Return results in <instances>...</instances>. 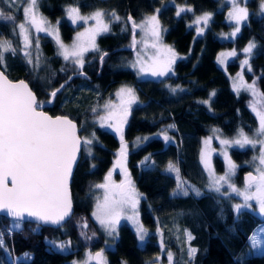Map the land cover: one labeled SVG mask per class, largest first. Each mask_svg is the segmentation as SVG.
Returning <instances> with one entry per match:
<instances>
[{"label":"trees","instance_id":"obj_1","mask_svg":"<svg viewBox=\"0 0 264 264\" xmlns=\"http://www.w3.org/2000/svg\"><path fill=\"white\" fill-rule=\"evenodd\" d=\"M171 1L188 8L177 15ZM222 1L223 6L220 0H38L42 15L53 23L59 21L61 37L67 42L76 30L66 18L70 7L83 14L104 11L109 30L99 35L96 48L86 54L79 69L62 58L52 37L39 35L42 55L36 69L35 63L29 64L20 54L17 47L21 45L14 37L23 16L22 5L0 0V10L15 17L14 21L0 18V40H9L16 47L15 54L6 52V64L0 65L1 69L11 79L26 80L41 102V109L75 120L82 139L92 134L98 138L89 145L91 153L83 145L72 176L73 215L58 227L25 222L22 231L5 232L6 250L0 249L2 264H73L83 260L88 251L100 250L107 243L92 217L95 187L106 180L113 167L120 140L113 131L98 125L97 117H93L96 112L89 106L95 103L97 95L106 97L122 84L135 88L138 101L122 126L123 136L130 142L128 146L137 136L164 130H169L171 140L150 138L147 144L134 146L128 154L127 174L136 178V186L144 195L140 219L148 236L141 241L128 223L120 224L113 247L105 248L107 264H160L166 261L168 252L173 254V264H264V255L247 254V237L264 217L246 208L237 213L236 198L208 188L210 179L201 163L202 141L211 132L233 139L239 137L241 130L250 136L258 127L248 92L236 93L231 82V77L241 69L246 57L244 49L250 42L255 47L247 54L245 78L264 93L262 0H246L249 16L235 35L232 33L237 25L227 19V4ZM158 9L163 41L186 57L176 59L172 70L160 79L142 78L125 67L136 49L134 41L138 34L128 17L137 23ZM113 12L120 20H113ZM204 13H211V18L204 33L197 36L189 23ZM224 50L235 51L225 68L218 62ZM56 89L59 91L52 97L51 92ZM110 122L117 124L115 119ZM251 153L250 147H230L237 163L248 159ZM147 154L149 159L145 163L149 165L145 167L143 156ZM169 163L176 164L182 178L194 184L201 195H173L178 182L167 172ZM214 165L216 173H223L224 163L218 155ZM250 169L238 168L242 182L243 174ZM11 222V218L0 215V231ZM84 222V232L90 236L87 239L81 231ZM51 240H69L71 249H53L47 242ZM189 247L197 249L194 258L189 257ZM24 253L31 258L15 261Z\"/></svg>","mask_w":264,"mask_h":264},{"label":"snow or ice","instance_id":"obj_2","mask_svg":"<svg viewBox=\"0 0 264 264\" xmlns=\"http://www.w3.org/2000/svg\"><path fill=\"white\" fill-rule=\"evenodd\" d=\"M36 6L37 0H27V7L24 8L25 22L18 25L21 32L25 34V48L29 44L26 24L34 26L36 31L48 30L43 27L47 21L42 17H38L35 11ZM232 9L228 15L229 19L236 22V31L232 33V35H235L240 30V23L247 20L249 12L247 7H239L237 0H232ZM184 11L186 9L180 8L177 15ZM261 12L264 13V0L261 3ZM67 13L73 23L91 19L95 20L97 24L95 29H88L84 33H79L71 50L62 43L60 44L65 60L68 59L69 55H72L76 57L75 63L82 68L83 53L88 51L89 47L95 48L96 35L100 32H107L109 26L103 22L105 13L102 10H97L90 16H83L80 15L78 8L72 7L67 10ZM110 15L113 20H120L115 12ZM0 18L15 20L14 16L7 15L2 10H0ZM210 18L211 13H204L202 16L197 17L196 23L203 21L206 24ZM128 19L131 21L133 28L140 27L146 33H150L157 41L160 40L157 15L147 16L139 25L131 17H128ZM153 47H156V45L153 44ZM254 47L255 44L250 42L244 52L250 54ZM167 51L171 53L170 58L154 63L147 68L141 64L140 72H149L153 76L167 74L175 59V53L170 48ZM6 52L15 54L16 49L11 47L10 42L0 40V65L4 64ZM24 55L28 63L33 64L31 53L26 51ZM224 55L222 53L221 57ZM227 55H235V53H228ZM221 63H223L222 59ZM243 63L247 65L248 60ZM136 66L135 63L132 65V67ZM34 68H39V56L36 57ZM62 87L63 85H61ZM248 87L254 97L264 98V93H258L254 83ZM57 91L59 89L52 91L51 96L55 97ZM211 95L214 96L215 93L213 92ZM117 96L122 97L120 111L118 113L110 112L108 117H101V122L103 123L107 119H115L117 122L116 130L120 132L126 122L129 108L137 97L131 88L120 89ZM124 96L127 97L126 100L123 99ZM40 107L41 102L37 101L35 94L24 81L13 82L4 72H0V211L4 212L7 217L12 218L10 226L0 231V249L6 250L5 232L11 234L14 231H22L23 224L29 222L31 218L44 223L60 225L66 217L70 216L72 209L70 178L73 165L76 162L81 144L90 145L92 143L91 139H82L78 135L77 125L67 116L52 117L38 110ZM106 107L108 106L106 105ZM251 108L258 118V127L255 130L254 137L250 138L241 130L237 139L232 141L222 140L221 143L224 145L235 144L240 147L245 145L255 147L259 143L262 150L259 156L253 158L254 161L259 162L256 167V175L252 173L247 175L243 189H238L235 185L229 183L237 165L225 152L224 155L228 161V172L224 176H214L211 187L220 192L221 182L227 183L232 192L243 197V203L235 205L237 213L240 212L241 208L251 209V202L255 201L258 205V213L264 216V103L258 107L253 102ZM165 139H168V137L165 136ZM208 143L209 141L206 140L205 144ZM120 156L122 159L117 161V164L122 167V161L126 157V146H122ZM167 170L170 173H178V169L172 163H169ZM111 178L112 172H109L105 183L96 185L97 188L106 189V193L103 201L97 203L96 211L93 213L99 223L108 230L109 235L115 233L116 225L124 207L131 204L134 209L138 203L136 199L138 193H136L126 169L125 181L116 184ZM9 182L11 186H9ZM185 183L184 181L178 183L177 190L173 195H188L191 186L185 187ZM192 191L196 195H201L198 189L192 188ZM129 218L134 219L133 217ZM136 231L139 233L140 240L143 241L147 230L137 222ZM188 239H192L190 233H188ZM247 240V248L252 254L264 255V226L254 230L247 237ZM47 242L52 248L61 251L67 250L71 244L70 241L57 243L55 240H51ZM196 252V248L189 247L188 254L190 258H194ZM23 258L27 261L31 256L29 253H24ZM167 259L169 264H173V254L171 252L167 253ZM237 259L240 260L241 258L238 257ZM91 260H96L98 264H106L102 252H96L94 256L89 252L83 262L74 261L73 264H90ZM0 264H2V261H0Z\"/></svg>","mask_w":264,"mask_h":264},{"label":"rangeland","instance_id":"obj_3","mask_svg":"<svg viewBox=\"0 0 264 264\" xmlns=\"http://www.w3.org/2000/svg\"><path fill=\"white\" fill-rule=\"evenodd\" d=\"M7 1L10 4L14 5V6H18V5L20 6V4L22 5L21 9H22L23 16H22L21 21H19L18 25L20 23H24L25 22L24 8L27 7V0H7ZM220 1L222 2V6H223V1L222 0H220ZM224 1L227 4V9H228V10L226 9L227 10V19L229 20V15L228 14H229V12H231L233 10L232 9V0H224ZM171 2L173 4H175L177 11L180 8H185V7H183L185 5L178 4V3L174 2V1H171ZM245 2H246V0H237V4H238L239 7H246ZM70 8H72V7H70ZM187 8L188 7L186 6L185 9H187ZM158 10L160 11V9H158ZM35 11L37 12L38 17H42L44 20L47 21V23L43 25V27L48 29L47 31H36V28L34 26H32L30 24H26V28L28 29L27 36H28L29 44H28V47L25 48V39H24L25 34L23 32H21L19 27H18V29L16 28L14 30V37L17 40H19V45H21V46H18L17 49L20 51V54L22 56H24V57H25L24 53L26 51L30 52L32 60H33V63H36L35 61H36V57L37 56H39V58H40V56L42 55V53H41L42 50L40 48V40H39V37H38L39 35H47V36L52 37L54 42H55V44H56V46H57L59 54L65 60L64 56L62 55V51L63 50L61 49L60 44L62 43L63 45H65L66 47H68L71 50V47L76 42V38H77L79 33H84L88 29H95L97 27L96 21L95 20H91V19H89L87 21H77L76 23H73L72 20L69 18L68 13L66 11V18L69 20V22L71 24L74 25V27L76 29L75 33H74V36H73V39L71 41L67 42V41L63 40V38L61 37L60 29H59V21L57 23H53L48 18H46L44 15H42V13L40 12V10L38 8V0H37V6H36ZM96 11H91V12L85 13V14L80 12V15L90 16L92 13H94ZM159 11L157 13V10H156L154 13H151L150 15H157L158 20H159ZM150 15H148V16H150ZM202 15L203 14L195 16L194 20L191 23H189L191 27H194L196 29V35L197 36H199V35L204 33V31L208 27L209 20H210L209 19L206 24L203 21H201L200 23H196L197 17H200ZM145 18H143L142 20L137 21V25H139ZM232 21L235 22L234 20H232ZM103 22L108 24V26H109V22L107 20V14L106 13H105V15L103 17ZM243 22L244 21H242L241 23H243ZM137 28H138V34H137L136 40H135L136 49L134 51V54H133L132 58L125 64V67L133 69L134 71L137 72V74L140 77H142V78H154V79L162 78L164 75L153 76L149 72L141 73L139 69H140L141 64H143V66L145 68H147V67L152 66L154 63H157V62L163 61V60H167L168 58H170L171 53H169L167 51V49H169V48L172 50V52L175 53L174 61L176 59H178V58L186 57V55L176 52L170 45L166 44L163 41V38H162L163 29H162V26L160 24V21H159V28H160V40L159 41H157L150 33H146L144 29H142L140 27H137ZM201 29H202V31H201ZM102 33H104V32L98 33L96 35V37H95V48H96V45H97V39H98L99 35H101ZM224 35H226V34H224ZM221 36L223 37V35H221ZM227 36H228V34H227ZM4 41L10 42L11 47L12 48H16L15 44H12L13 42H11L9 40H4ZM153 44H155L156 47H153ZM95 48L89 47V50L83 53V64H84V61H85L86 54L89 51L94 50ZM233 52L235 53L234 50H224V51H222L219 54L218 62L223 68L226 67V64L228 63V61L234 56V55H227V54L228 53H233ZM222 53L225 54L223 57H221ZM247 54L248 53H246V57L243 59V61L241 63V69L239 70V72H237L235 75H233L231 77V82H232L233 88H234L236 93L239 94L242 91H247L249 96H250L251 103L253 104V102H255L257 104V106L259 107L263 103L262 102V98L259 97V96L254 97L252 95V92H251V90L249 89L248 86L253 85V84L249 83L246 80V78H245V70L248 69V64L245 65L243 62L245 60H248V57H247L248 55ZM5 56H6V53H5ZM5 56H4V64L3 65L6 64ZM221 59L223 60V63H221ZM75 60H76V57H74L72 55H69L68 59L65 60V61L69 62L71 65H73L77 69L81 68L79 64L75 63ZM134 63L137 65L136 67H132V65ZM173 63L171 64L170 70L168 72H170L172 70ZM122 88H131V89L134 90V93H135V88L133 86H131L129 84H122L116 90H114L113 92H110L108 94L106 93L107 94L106 97H102L100 95H97L98 98L96 97L95 103L89 106V107H91V111L96 112V115L94 114L93 117H97L96 120H97L98 125H100L102 127L105 126L107 129H110L111 131H113L117 135L119 140H120V146H119V148L117 149V152H116V154H117L116 155L117 157L115 158L116 162H115V164H113V167H111V169L109 170V172H112V175L115 174V176L112 177L111 179L116 184H120L121 182L125 181V172L121 173L120 175H118L117 173H118V171L122 172L121 168L126 167V166L128 167V163H129L128 162V160H129L128 154L131 153V149L134 148V146H143V145L148 143V140L150 138L162 139L165 142H168V141L171 140V136L169 134V130H164V131L158 132L156 134H152V135H140V136H137L133 140L132 145L128 146V144H130V142H128L127 139L124 138L122 131L118 132L116 130L117 124L110 122V119H107L103 123L101 122V118H100L99 114H101L102 117H108L110 112H117L118 113L120 111V106H121V103H122V97L117 96V93ZM255 88H256V86H255ZM256 90H257L258 93H260L257 88H256ZM123 99L126 100L127 97L124 96ZM137 102L138 101L136 99V101L131 104L129 110L133 106H135V104H137ZM106 105L108 107H106ZM112 106H115V107H112ZM110 125H111V127H110ZM254 134H255V131L249 137L250 138L254 137ZM165 136H167L168 139H165ZM83 138H88V139H91V140H95V139L97 140L98 139L97 136L96 135L93 136V134L91 135V137L83 136ZM237 138H233V139L225 138V137L220 136L217 132L213 131V132H211L208 136H206L203 139V141H202V149H201V163H202L204 169L207 171V174H208L209 179H210V183L211 184L208 186V188L213 189L211 187V185H212V181H213V177L214 176L215 177L224 176L228 172V161L225 158V155H224L225 152H227V156L230 157L231 160L237 165V168L235 169L234 175H232L230 177V180H229V183L235 185L236 188L243 189L244 186H245V184L242 182V180L238 176V168L240 166L250 167L251 168L250 170L256 173V167L258 166L259 162L258 161H254L253 158L259 156V154H260V152L262 150L261 149V145L259 143H257L255 145V147H253L251 145H245L244 147H242V148L250 147L252 149V153H251V155L249 156L248 159H246L242 163H237L236 161H234V159L232 158V156L230 154V147L231 146H239V145H235V144L224 145V144L221 143L222 140H230V141H232V140H235ZM206 140L209 141L208 144H205ZM122 146H126V157L123 159V161H122V165L123 166L121 167L120 165L117 164V161H119L118 159L121 157L120 156V152H121ZM84 147L86 148V152L87 153H91V148H90L89 145H84ZM146 149L151 150L150 147H148V146H147ZM217 155L220 158H222L223 163H224V171L221 174H218L215 171L214 157L217 156ZM146 158L149 159L148 158V154L143 156V159H144L143 160V166H145V167L149 165V163H147V162L145 163ZM121 159L122 158H120V160ZM174 165L178 169V166L176 164H174ZM127 167H126V171H127ZM124 170H125V168H124ZM167 172H169V171L167 170ZM171 174H173L177 178V182L178 183H180L181 181H184V182H186L185 183V187L191 186L189 188V193H194L195 194V192L192 191V188H194V189H198V188L194 184H192V183L186 181L185 179H183L182 176L179 173V170H178V173H171ZM128 176H129V178H130V180L132 182V185L134 186V188L136 190V193H138V196L136 197V199L138 200V203L136 204L134 209L132 208L131 204H128V205H126L124 207L123 212L121 214V217L119 219V222L116 225V231H115V233L113 235H109L108 234V230L106 228H104L99 223V221L95 218V216L93 215V213L96 211L97 203L103 201L105 193H106V189L95 187V205H94V209L92 211V217L95 220V222L97 223V226L99 227V229L105 235V238H107V243L102 247V249H100V251L103 253V259L106 261V264H107L108 260H107V255H106V252H105L106 251L105 248L113 247L112 241L116 240L117 237H118V228H119L120 224L128 223L135 230V232H136V234L138 236H139V233L136 231L137 222L140 225L143 226V224L141 222V219H140V203H141V200L144 197V195H143L142 192L139 191V189L136 186V178L132 174H129ZM105 181L102 184H104ZM218 193L219 194H223L225 196H232V197L236 198L235 205L243 203V197L238 196L235 192H232L231 189L228 187L227 183L221 182V190ZM251 203H252V208L250 210L254 211L256 214L260 215L261 217H264V216H262L261 214L258 213V205H257V203L255 201H252ZM241 209H244V208H241ZM246 209H249V208H246ZM129 217H133L134 219H130ZM262 226H264V221L262 223H260L254 230H256L258 228H261ZM86 227H87V222H84L82 224L81 231H82V234H83L82 236L85 239L90 237V236H87L85 234V232H84V229H86ZM253 231H252V233H253ZM158 233H159L160 236H162V231L161 230H159ZM147 236H148V231H147V234L145 235V238ZM67 241H69V240H61V241H56V242L60 243V242H67ZM70 249H71V244H70V247L67 250H70ZM57 250H59V249H57ZM89 252L94 254V250H93V251H88L86 253V255ZM247 254H252L249 251L248 248H247ZM86 255H85L83 260H78L76 262H83L86 259ZM20 259H23V256L19 257V258H16L15 261H18ZM173 259H174V257H173ZM91 262H92V260L90 261V264H91ZM160 264H169V261H168V259H166V261L164 263H160Z\"/></svg>","mask_w":264,"mask_h":264},{"label":"water","instance_id":"obj_4","mask_svg":"<svg viewBox=\"0 0 264 264\" xmlns=\"http://www.w3.org/2000/svg\"><path fill=\"white\" fill-rule=\"evenodd\" d=\"M137 29H138V28L136 27V28H135V31H137ZM0 72H4V71L1 69V67H0ZM4 74H5L10 80H12L13 82L24 81V82L28 85V87L31 89L30 85L28 84V82H27L26 80H24V79H17V80L15 79V80H14V79H11V78H10L5 72H4ZM31 91L35 94V96H36V98H37L36 93H35L32 89H31ZM38 110H41V111L45 112L47 115L52 116V117H56V116H67V115H52V114H50L49 112H47V111H45L44 109H41V108H39ZM67 117H68L69 119H71L69 116H67ZM71 120L77 125L78 135L80 136V134H79V128H78V124H77V122H76L75 120H73V119H71ZM80 137H81V136H80ZM81 138H82V137H81ZM82 147H83V143L81 144L80 151H79L78 154H77V159H76L75 164L73 165L72 175H71V178H70V193H71V202H72L71 214H70V216L66 217L65 220L62 221L60 225H62L64 222H66V221H67V220L73 215V213H74V202H73V196H72V192H71V181H72V176H73V173H74V171H75V168H76V166H77V164H78V162H79V160H80V158H81ZM249 173H252L253 175H256V173L253 172V171H246V172L243 174V183H244V184L246 183V177H247V175H248ZM9 186H11L10 182H9ZM0 215H4V216H6L5 213L2 212V211H0ZM6 217H7V216H6ZM8 218H11V217H8ZM11 219H12V218H11ZM29 222L38 223V224H40V225H42V226H48V227H58V226H60V225H54V224H50V223L40 222V221L35 220V218H31ZM96 252H101V251H100V250L95 251L94 254H93V256L95 255ZM92 262H93V264H98V262H97L96 260H92ZM154 264H159V263H154Z\"/></svg>","mask_w":264,"mask_h":264},{"label":"flooded vegetation","instance_id":"obj_5","mask_svg":"<svg viewBox=\"0 0 264 264\" xmlns=\"http://www.w3.org/2000/svg\"><path fill=\"white\" fill-rule=\"evenodd\" d=\"M120 158H121V157H120ZM120 158H119L118 160H120ZM121 171H122V172H119V171H118L119 174H118V173H117V174L120 175L121 173L125 172V170L122 169V168H121ZM116 172H117V171H116ZM114 176H115V174L112 175V177H114Z\"/></svg>","mask_w":264,"mask_h":264}]
</instances>
